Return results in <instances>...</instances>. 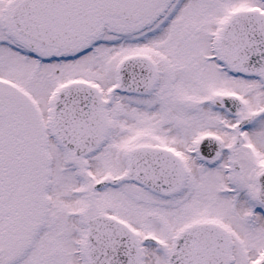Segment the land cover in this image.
<instances>
[{
    "label": "snow or ice",
    "instance_id": "snow-or-ice-1",
    "mask_svg": "<svg viewBox=\"0 0 264 264\" xmlns=\"http://www.w3.org/2000/svg\"><path fill=\"white\" fill-rule=\"evenodd\" d=\"M0 264H264V0H0Z\"/></svg>",
    "mask_w": 264,
    "mask_h": 264
}]
</instances>
